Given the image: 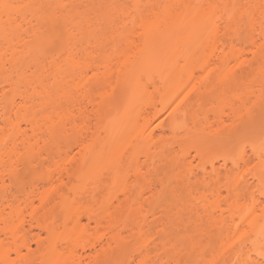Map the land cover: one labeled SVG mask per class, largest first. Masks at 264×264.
I'll return each mask as SVG.
<instances>
[{"label":"bare ground","instance_id":"obj_1","mask_svg":"<svg viewBox=\"0 0 264 264\" xmlns=\"http://www.w3.org/2000/svg\"><path fill=\"white\" fill-rule=\"evenodd\" d=\"M3 3L0 264H264V0Z\"/></svg>","mask_w":264,"mask_h":264},{"label":"rangeland","instance_id":"obj_2","mask_svg":"<svg viewBox=\"0 0 264 264\" xmlns=\"http://www.w3.org/2000/svg\"><path fill=\"white\" fill-rule=\"evenodd\" d=\"M46 44H47V43H46ZM46 44L44 43V44H42V45L45 47ZM42 45H41V47H40V50H41V51L43 50V49H42ZM48 45H49V44H48ZM48 45H47V48L51 46V45H49V46H48ZM44 47H43V48H44ZM47 48L45 47L44 49L46 50ZM50 48H51V47H50ZM52 48H54V47H52ZM50 50H51V49H50ZM50 50H46L47 54H44V53H43L44 55H49V57L46 56L48 59L50 58V56H51L54 52L57 53V51H55L56 49H54L53 53H52ZM46 52H45V53H46ZM56 53H55V54H56ZM41 54H42V53H41ZM38 55H39V54H38ZM44 55H43V58H42L43 61H44ZM249 55H251V54L248 53V56H249ZM54 56H55V55H54ZM39 57H40V56H39ZM41 57H42V55H41ZM50 60H51V59H50ZM50 60H49V61H50ZM43 61H42V62H43ZM46 61H47V60L45 59V62H44L43 64H45ZM49 61H48V62H49ZM49 63H50V62H49ZM46 65H47V63H46ZM46 65H45V66H46ZM263 68H264V67H263ZM261 71H262V69H261ZM254 72H256V71H254ZM254 72H253V75L255 74ZM244 73H247V74H245L246 76L242 75V77H241L242 80L244 79L243 77H247V75H251V74H252V73H251V74H248V72H244ZM244 73H243V74H244ZM256 73H257L256 75H258V72H256ZM262 74H263V72H262ZM262 74L259 73L258 76H260L262 79H264V78L261 76ZM256 78H257V76H256ZM256 78H254V79H256ZM247 79H248V77H247ZM247 79H244V80H247ZM248 80H250V79H248ZM252 80H253V76H252ZM256 80H259V79L257 78ZM256 80H254V81L258 83V81H256ZM238 81H239L238 83H240V79H239ZM254 81H253V82H254ZM262 81H263V80H262ZM262 81H259V82L261 83ZM242 82H243V84H244V81H242ZM250 82H251V80H250ZM250 82H248V84H250ZM255 82H254V83H255ZM238 83H237V85H238ZM263 83H264V81H263ZM263 83H262V87L264 86ZM243 84H242V85H243ZM245 84H246V82H245ZM248 84H247V85H248ZM238 86H239V85H238ZM238 86H236V87H238ZM253 86L256 87V90L260 88V86H259L258 84L253 85ZM253 86H250V87L253 88V89H255ZM239 87H240V86H239ZM241 87H243V86H241ZM234 88H235V87H234ZM248 88H249V87H248ZM263 88H264V87H263ZM235 89H236V88H235ZM123 90H124V89H123ZM240 90H241V89H240ZM240 90H238V92H239ZM247 90H248V89H247ZM250 90H251V89H250ZM120 91H121V87H120ZM241 91H242V90H241ZM244 91H246V90L243 89L242 92H244ZM119 95H121V94H119ZM263 95H264V93H263ZM116 98H117V95H116ZM117 99H118V98H117ZM262 99H263V101H264V97H263ZM263 101L259 102L260 105H261V104H264V103H262ZM215 102H217V101H215ZM213 103H214V102H213ZM255 103H256V102H255ZM259 103H258V107H257L256 104H255V106H256L257 108H256L255 106L252 107L253 104H252V105H249V107H250V106L252 107V108H250L251 110L254 109L253 111H251V110H249V111H250V112H254L255 109H256L257 111H255V112H257V113H255V114L250 113V114L247 115L246 112L244 111V112H243V117L245 116V118H247V119H246V123H242L241 125L238 126V128H239V129H238V131H239L238 135H239L241 138H245L246 141H248V139H250V137L252 136V133H253L254 135H255V134H259V131H256V130H257L256 126H255V129H256V130H255V129L253 128V126H252L251 123H247V122H252V120L250 121V119L255 118L256 116H254V115L257 114V118H258V119H257V118L253 119V120H254V123L256 122V123L260 124L259 126H264V105L260 106ZM217 104H218V103H216V105H215V103H214L213 105H215V107H219L220 104H219V106H217ZM213 105H212V106H213ZM210 106H211V105H210ZM210 106L208 105V102H207V104H205V106H204V109H205V110H209V111H211V109H212L213 107L211 108ZM260 107H261V108H260ZM248 113H249V112H248ZM251 114H253V115H251ZM248 117H250V118H248ZM242 119H243V118H242ZM241 122H243V120H242ZM244 122H245V119H244ZM252 123H253V122H252ZM262 128H263V127H262ZM258 129H259V127H258ZM263 129H264V128H263ZM236 131H237V130H236ZM236 131H234V132H235V135H236V133H237ZM262 132H263V130L261 131L260 134H263ZM231 134H232V133H231ZM231 134H230V137L233 138V137H232L233 134H232V135H231ZM263 135H264V134H263ZM263 135H259V136L264 137ZM226 139H227V138H226ZM245 139L242 140V141L244 142ZM260 139H261V137H260L259 139H257V141L259 140V143H260V141H262L261 143H264V142H263L264 140H260ZM235 140H236V139H235ZM254 140H255V138H254ZM229 141H230V139H229V140L227 139L226 142H229ZM231 141H232V140H231ZM252 141H253V140L248 141V144L251 143ZM243 142L240 143V142H238V140H237V143L232 142V144H234V143L236 144L235 147H234L235 150L237 149L236 146H238L239 143L242 144V146H243V145H246L247 142H244V143H243ZM254 143L257 144L258 142H255V141L252 142V143H251V144H253L252 146L255 145ZM259 143H258V145H259ZM222 144H224V142H223ZM222 144H221V145H222ZM248 144L246 145L247 147H249ZM249 145H250V144H249ZM260 145H261V144H260ZM260 145H259V146H260ZM262 145H264V144H262ZM262 145H261V146H262ZM224 146H226V145H224ZM228 146H230V145L228 144ZM233 146H234V145H233ZM240 146H241V145H240ZM242 146H241V148L238 146V152H237V150H236L237 153H242V152L239 151L240 149L243 148ZM256 146H257V145H256ZM226 147H227V146H226ZM221 148H222L223 150H226V149H224L223 147H221ZM230 148H231V147H230ZM234 148H231V149H234ZM250 149H251V148H249V149L246 148L247 151L250 150ZM214 150H216V149H213V150L210 152L209 157H212V159L215 160V161H214L215 164H217L218 162H220V160H221V155H222L224 152L222 153V152H221L222 150H221L220 152H221L222 154H219V153H220L219 151H218L219 153H218L217 151H216V153H215ZM246 150H245V151H246ZM232 151H233V150H232ZM245 151H244L243 153L247 156V155H248V152H247V154H246ZM251 151H252V150H251ZM251 151H250V152H251ZM227 152H229L228 149H227ZM227 152L225 151V153H227ZM217 153H218L219 155H218ZM233 153H234V156L237 155V153L232 152L231 155H229V156H233V155H232ZM227 154H228V153H227ZM250 154H251V153H250ZM250 156H252V155H250ZM216 161H217V162H216ZM167 168H168V167H167ZM167 168H161V169L159 170V176H161V177L164 176V174L166 173V171L168 172ZM195 170H196V169H195ZM195 170H194V171H195ZM170 171H171V170H169V172H170ZM172 171H173V170H172ZM197 171H198V170H197ZM174 172H175V171H174ZM174 172H172V173H174ZM27 175H28V174H27L24 170L21 172V177H23V179L27 178ZM168 175L171 176V175H172L171 172L168 173ZM200 185H201V184H200ZM200 185H199V186H200ZM197 186H198V185H197ZM200 187H201V186H200ZM200 187H199L198 189H201ZM202 189H203V186H202ZM202 189H201V190H202ZM204 189H205V187H204ZM204 189H203V190H204ZM185 190H187V188L185 187V189H184V187L181 186V188L179 189V192H178L177 194H184V195H185V194L187 193L186 196H188V195H189V194H188L189 191H187V192L185 193ZM205 190H206V189H205ZM253 190H255V189H253ZM169 194H170V193H169ZM169 194H168V195H169ZM255 194L258 195V192H256ZM184 195H183V196H184ZM173 196H174V195L172 194V196H171L172 198H171V199L175 198V196H174V197H173ZM183 196H182V197H183ZM184 198H185V197H184ZM189 198H190V197H189ZM168 199H169V201L171 200V199L169 198V196H168ZM173 200L175 201L176 199H173ZM174 201H173V202H174ZM175 202H176V201H175ZM175 202H174V203H175ZM13 257H14V256L12 255V258H13Z\"/></svg>","mask_w":264,"mask_h":264},{"label":"snow or ice","instance_id":"obj_3","mask_svg":"<svg viewBox=\"0 0 264 264\" xmlns=\"http://www.w3.org/2000/svg\"><path fill=\"white\" fill-rule=\"evenodd\" d=\"M15 7H16V5H14V4H6V3H3V0H0V8L8 10V9H12ZM8 14L11 15V12L9 11Z\"/></svg>","mask_w":264,"mask_h":264}]
</instances>
